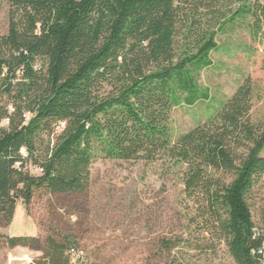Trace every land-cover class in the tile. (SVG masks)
Listing matches in <instances>:
<instances>
[{
    "label": "trees",
    "instance_id": "trees-1",
    "mask_svg": "<svg viewBox=\"0 0 264 264\" xmlns=\"http://www.w3.org/2000/svg\"><path fill=\"white\" fill-rule=\"evenodd\" d=\"M0 35V229L35 192L87 190L97 157L183 166V208L196 236L234 264H264L250 199L264 175V125L249 79L214 118L172 140L174 108L208 99L200 73L217 35L242 17L264 40L257 0H6ZM12 109V111H10ZM7 120V125L2 122ZM60 126H62L60 128ZM59 128V131L57 130ZM28 166L39 169L31 174ZM264 225V214L262 216ZM9 248L39 243L4 237ZM69 238H46L31 264H73Z\"/></svg>",
    "mask_w": 264,
    "mask_h": 264
},
{
    "label": "rangeland",
    "instance_id": "rangeland-1",
    "mask_svg": "<svg viewBox=\"0 0 264 264\" xmlns=\"http://www.w3.org/2000/svg\"><path fill=\"white\" fill-rule=\"evenodd\" d=\"M257 1L264 5V0ZM8 9L6 0H0V35L7 32ZM251 26L246 16L218 33L212 65L198 79L208 99L172 110V140L214 118L247 79L252 86L251 120L264 125V40L252 39ZM183 170L163 160L97 157L86 191L56 196L37 191L27 210L18 203L11 225L0 229V264H31L42 256L48 237L73 241V264H234L223 243L196 236L189 226L183 208ZM250 208L256 230L264 231V175L253 189ZM4 237H36L39 243L9 248Z\"/></svg>",
    "mask_w": 264,
    "mask_h": 264
},
{
    "label": "built area",
    "instance_id": "built-area-1",
    "mask_svg": "<svg viewBox=\"0 0 264 264\" xmlns=\"http://www.w3.org/2000/svg\"><path fill=\"white\" fill-rule=\"evenodd\" d=\"M10 111H12V109H10ZM7 123H8V121L7 120H4L3 122H2V124L3 125H7ZM39 172H40V170L39 169H37ZM73 252V250L71 251V253Z\"/></svg>",
    "mask_w": 264,
    "mask_h": 264
}]
</instances>
